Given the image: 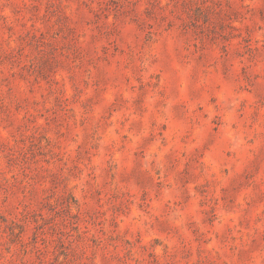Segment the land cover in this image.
Here are the masks:
<instances>
[{"label": "rangeland", "instance_id": "1", "mask_svg": "<svg viewBox=\"0 0 264 264\" xmlns=\"http://www.w3.org/2000/svg\"><path fill=\"white\" fill-rule=\"evenodd\" d=\"M0 264H264V0H0Z\"/></svg>", "mask_w": 264, "mask_h": 264}]
</instances>
